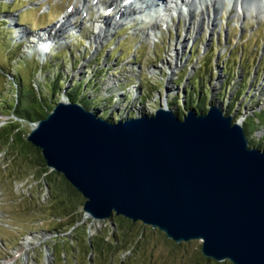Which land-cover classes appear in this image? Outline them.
<instances>
[{
    "label": "rangeland",
    "instance_id": "rangeland-1",
    "mask_svg": "<svg viewBox=\"0 0 264 264\" xmlns=\"http://www.w3.org/2000/svg\"><path fill=\"white\" fill-rule=\"evenodd\" d=\"M86 1L91 10L77 14L72 10L83 0H0V129L12 125L25 141L36 125L13 115L12 108L23 102L21 84L22 93L32 91L47 100V111L64 101L73 85L84 83L79 90L88 107H83L91 111L96 106L99 115L119 113L113 121L132 109L153 114L164 106L181 119L193 75L207 85L205 111L209 99L226 91L223 62L250 76L235 109L230 113L225 108L236 90L230 87L221 110L242 127L253 113H264V15L229 10L226 3L215 22L209 7L166 24L157 19L153 29L135 17L111 23L105 32L99 17L110 22L114 15L104 9L98 13L92 0ZM66 19L68 25L63 24ZM100 30L105 38L96 41ZM47 38L52 42L42 56L34 48ZM48 85L61 90L53 96ZM246 136L264 150V130ZM14 153L0 142V264H230L206 261L199 241L175 244L139 222L122 234L115 216L100 221L82 214L65 217L54 210L37 161ZM55 179L60 185V178ZM96 235L110 238L102 254L86 249ZM112 236L117 241L113 247Z\"/></svg>",
    "mask_w": 264,
    "mask_h": 264
},
{
    "label": "water",
    "instance_id": "water-1",
    "mask_svg": "<svg viewBox=\"0 0 264 264\" xmlns=\"http://www.w3.org/2000/svg\"><path fill=\"white\" fill-rule=\"evenodd\" d=\"M25 141L80 195L83 216L199 241L216 263L264 264V150L219 107L180 119L164 106L110 122L65 98Z\"/></svg>",
    "mask_w": 264,
    "mask_h": 264
},
{
    "label": "trees",
    "instance_id": "trees-1",
    "mask_svg": "<svg viewBox=\"0 0 264 264\" xmlns=\"http://www.w3.org/2000/svg\"><path fill=\"white\" fill-rule=\"evenodd\" d=\"M239 67L243 68L241 62H239ZM218 69L220 70V67H218ZM221 73H222L221 78L223 79L222 83L224 84L223 86L226 90L225 91L226 93H227V89H229L230 87H236L235 92L231 96L232 98L229 97L231 104H227L225 106V108L227 110L229 109L231 113V111L235 109V107L233 108V106L234 105L236 106L239 97L242 95V93L245 91V88L247 87L246 79L250 76V74L247 73V77H245V74L243 72L234 70L232 64L230 63L226 64L225 62L221 64ZM83 84L84 83L77 84L76 86L73 85V87H71L67 91L66 99L70 103H79L80 105L87 108L88 102H85V99L82 98L83 96L80 95L81 93L79 90L80 88H83ZM206 86L207 85L204 84V81L202 82L201 79L197 77V75H193L191 79V86L184 93L186 99L183 102V104L187 106L188 109L195 108L197 113L199 112L205 113V109L203 108L206 104V101H208L207 97L209 92ZM48 87L50 91L53 92V96L58 92H60L61 90L58 87L52 88L51 85H48ZM225 92L222 91L220 94H217L214 99L212 100L209 99L210 103L222 109L223 106L221 104V100L223 98V95H225ZM19 93L20 96L23 98L22 105L19 108H17V105H15L12 108L14 110L13 112H15L13 115L18 120H22L30 123H37L38 121L44 119L51 112V110L48 111L46 110L48 109V105L46 103L47 100L43 99L41 95H33L32 91L31 94L27 92L22 93V84ZM79 96L81 99L79 98ZM170 105H174V104H170ZM3 106L4 104L0 102V107ZM96 109H97L96 106H92V107L90 106L91 112L96 114L101 119H105L110 122L114 120L115 115L118 116L119 114V113L110 114V110H107L105 114L99 115ZM124 112L125 111H123V113ZM136 112H139V110L132 109L127 112V115ZM175 115L177 116L176 113ZM249 121H251V125L249 124ZM259 129L264 130V113L261 112L253 113L252 115H250L247 122L243 126L245 135L249 133L251 134L252 130H259ZM263 141H264V137H263ZM0 142L5 147L9 148L10 151L15 150L14 153L15 157L18 155L20 156L24 155L26 157H31L37 161V168H39L42 171L41 173V176L43 177L42 181L49 187L51 193L53 194L52 195L54 197L53 203L55 204L54 210H57L58 213L59 211H62L64 212L65 217H70V218L71 217L78 218L76 216L78 214L81 215L79 209L83 201H81L82 199L80 195L64 181L61 175L53 172H48V170H46L40 152L21 138V135L19 134L17 128L11 125L9 127H3L2 129H0ZM248 143L250 147L256 148L258 150H260L259 147L262 144V143L261 144L255 143L252 145V143L254 142H251L250 140H248ZM56 176L57 178L58 177L60 178V185H58V180L55 179ZM117 219H118V224H116V230L118 233L124 234L125 233L124 230H126L127 226L131 227L133 225V223L121 217H117ZM124 223L127 224L124 226ZM139 237H141V235H139ZM98 238H99L98 235L92 237L90 239L91 242L90 243L87 242L85 243V245H86V249L89 250L90 252L102 254L103 247L107 243L105 239L109 237H106L105 235L102 238H99V242L96 244L95 240H97ZM111 239L113 240V242L111 241L110 245L111 247H113V245L117 243L116 237L112 236ZM206 261H211V260L207 259Z\"/></svg>",
    "mask_w": 264,
    "mask_h": 264
},
{
    "label": "bare ground",
    "instance_id": "bare-ground-1",
    "mask_svg": "<svg viewBox=\"0 0 264 264\" xmlns=\"http://www.w3.org/2000/svg\"><path fill=\"white\" fill-rule=\"evenodd\" d=\"M92 2V7L94 5L96 10H100V8H103L104 10L108 9V6H104L105 2H103V0H92ZM106 3L114 7V9L118 8V10L115 12L114 17L110 19V22H107L106 17L104 16H102V18L101 16L99 17L101 20V26L105 29V32L109 31L112 22L116 25L121 19L128 20L130 18L140 17V20H142L144 24L149 25L150 29H153L156 25L155 20L157 19H160L161 22L166 24L167 22L173 21L174 14H176L178 19H180L191 16L194 12H200L202 14L203 10L205 9L208 11L209 7L212 9V21L215 22L216 16L223 13L224 4L226 3L230 6L232 5L229 10L235 8L237 11V8L240 7L242 13L249 10L247 13L254 11V13L264 15V0H132V2H129L128 4L125 3V0H106ZM178 5H181L184 9H178ZM82 9H86L87 11L89 10V6L87 8L84 0L82 2ZM82 9H73L72 11L80 14ZM72 11H70V13ZM68 23V19H66V23L65 21L63 22V24L67 25ZM105 32L100 30L95 40L101 41L104 39ZM32 41L34 42V40ZM38 41L39 43L36 42L34 51L42 56H45L46 50L49 49L52 41L48 40V38L45 39L44 42L40 41V39Z\"/></svg>",
    "mask_w": 264,
    "mask_h": 264
}]
</instances>
